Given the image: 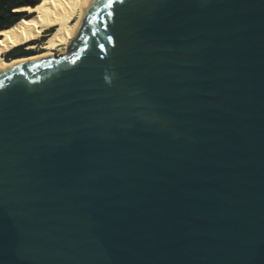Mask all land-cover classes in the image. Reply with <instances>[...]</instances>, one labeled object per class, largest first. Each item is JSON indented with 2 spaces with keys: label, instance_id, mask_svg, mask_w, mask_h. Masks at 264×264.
Returning a JSON list of instances; mask_svg holds the SVG:
<instances>
[{
  "label": "water",
  "instance_id": "water-1",
  "mask_svg": "<svg viewBox=\"0 0 264 264\" xmlns=\"http://www.w3.org/2000/svg\"><path fill=\"white\" fill-rule=\"evenodd\" d=\"M0 264H264V0H100L0 75Z\"/></svg>",
  "mask_w": 264,
  "mask_h": 264
},
{
  "label": "bare ground",
  "instance_id": "bare-ground-1",
  "mask_svg": "<svg viewBox=\"0 0 264 264\" xmlns=\"http://www.w3.org/2000/svg\"><path fill=\"white\" fill-rule=\"evenodd\" d=\"M99 1L40 0L34 7L22 6L15 9L25 12L27 16L0 30V75L22 64L55 57L58 47L67 50L78 37V32L89 11ZM45 31L51 33L43 43L36 44V41L44 36ZM17 47H26L28 51L37 48L40 50L30 56L6 58V54ZM64 52L59 56H63Z\"/></svg>",
  "mask_w": 264,
  "mask_h": 264
},
{
  "label": "trees",
  "instance_id": "trees-1",
  "mask_svg": "<svg viewBox=\"0 0 264 264\" xmlns=\"http://www.w3.org/2000/svg\"><path fill=\"white\" fill-rule=\"evenodd\" d=\"M39 2L40 0H0V29L11 26L27 16L25 12L13 10L22 6H35Z\"/></svg>",
  "mask_w": 264,
  "mask_h": 264
},
{
  "label": "rangeland",
  "instance_id": "rangeland-1",
  "mask_svg": "<svg viewBox=\"0 0 264 264\" xmlns=\"http://www.w3.org/2000/svg\"><path fill=\"white\" fill-rule=\"evenodd\" d=\"M18 9V8H17ZM13 11H16V10H13ZM51 33V31H45L44 32V36L39 40V41H36V44H41V43H43V41L46 39V37L49 35ZM68 48H69V46H68ZM68 48H67V50H64V49H62V47H58L57 48V52H56V55H55V57H53V58H56V57H58L59 55H61L62 54V52H64V51H66V53H67V51H68ZM40 49L39 48H37L34 52L36 53L37 51H39ZM65 53V54H66Z\"/></svg>",
  "mask_w": 264,
  "mask_h": 264
},
{
  "label": "flooded vegetation",
  "instance_id": "flooded-vegetation-1",
  "mask_svg": "<svg viewBox=\"0 0 264 264\" xmlns=\"http://www.w3.org/2000/svg\"><path fill=\"white\" fill-rule=\"evenodd\" d=\"M35 51V50H34ZM34 51H28L26 50V47H21L19 49H16L14 50L13 52H11L10 54L7 55V58L8 57H12L14 55H20V54H31L33 53Z\"/></svg>",
  "mask_w": 264,
  "mask_h": 264
}]
</instances>
